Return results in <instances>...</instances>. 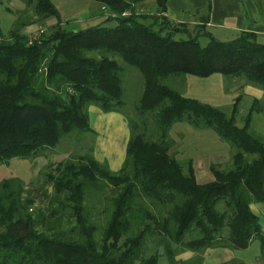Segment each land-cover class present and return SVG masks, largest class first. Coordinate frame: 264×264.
Masks as SVG:
<instances>
[{"label":"trees","instance_id":"1","mask_svg":"<svg viewBox=\"0 0 264 264\" xmlns=\"http://www.w3.org/2000/svg\"><path fill=\"white\" fill-rule=\"evenodd\" d=\"M95 1L99 21L73 29L52 0H25L34 22L57 18L32 43L22 32L30 16L7 35L0 20V162L36 156L77 131L94 134L93 104L123 112L122 67L114 55L145 77L119 170L98 160L92 143L85 151L79 144L76 153L70 147L32 186L18 176L0 179V264H204L209 249H246L255 240L257 264H264V230L251 208L264 201V136L252 124L255 113L264 114V95L240 124L243 92L226 110L164 82L173 74L221 73L239 91L248 84L264 91V34L217 38L210 1L197 36L187 38L177 36L190 31L166 15L167 0H157L155 22L136 11L140 0ZM176 122L213 129L230 145L231 165L212 162L214 179L199 182L194 160L173 150ZM186 251L195 254L180 257ZM221 264L249 263L234 257Z\"/></svg>","mask_w":264,"mask_h":264},{"label":"crops","instance_id":"2","mask_svg":"<svg viewBox=\"0 0 264 264\" xmlns=\"http://www.w3.org/2000/svg\"><path fill=\"white\" fill-rule=\"evenodd\" d=\"M52 1L60 10L63 22L68 27L73 26V29H79L88 23L99 21L98 18L100 16L101 5L95 0ZM209 1L212 4L209 26L217 38L229 39L242 30L264 34V7L258 0H167L166 15L175 23L181 22L188 14L191 15L192 13H196V11L206 9ZM218 74L219 73H215L213 75ZM187 77L188 85L183 92L187 97L196 98L214 105H220L225 103L233 104L234 98L239 95V91H234L235 93L231 95L227 94L223 87V76H216L211 86L202 90L197 89L195 86L193 87L189 82L192 81L196 83L197 81L195 79H198V76L191 75ZM216 82H218V87H216ZM245 91L253 98H261L264 95V91L261 88L249 84L246 85ZM89 114L90 124L95 132L94 136H97L96 138L98 139L100 134L99 131L102 132L100 138L94 141V154L96 158L103 162L104 160L107 162L109 161L108 164L112 170H119L124 163L127 148L126 144H128L130 139V128L126 117L120 111H104L96 105H91L89 107ZM256 114L257 113L253 115V119ZM111 121H116L118 125L121 124L125 132L121 134V138L124 136L123 142L119 141L120 144H123L121 151H119L120 149H118L119 147L116 144L114 151L109 153L107 151V140H116L115 135H111L112 132L107 126ZM105 131L108 132V135L103 133ZM118 131H121V129ZM213 131V129H196L188 122H176L171 130V135L176 141L175 135L181 132L184 134L186 133L184 142L182 143V151L180 147H178L179 143H176L173 150L177 152L179 150L182 153V156L178 154L179 158H192L194 160L196 176L201 183L212 181L214 179V173L211 170V157L198 154L199 151H197V148L200 147L196 145L198 141L207 140L210 137V140H217L223 145H229L227 142H223L218 134H215V131ZM223 145H221L220 148L225 147ZM220 152H218L219 155ZM219 155L216 157H219ZM207 162L210 166L207 165ZM215 162H221V160ZM251 208L260 216L264 230V201L253 202ZM257 246L258 244H254L252 248L248 247L244 249L247 252L243 253L237 252V249L218 248L216 249L217 253L223 257L218 258L214 264H221V262L234 257L249 262L250 258H255L260 255L261 246L260 249H258Z\"/></svg>","mask_w":264,"mask_h":264},{"label":"rangeland","instance_id":"3","mask_svg":"<svg viewBox=\"0 0 264 264\" xmlns=\"http://www.w3.org/2000/svg\"><path fill=\"white\" fill-rule=\"evenodd\" d=\"M258 2L261 3L264 7V0H258ZM157 3H158L157 0H140V2L136 5V11L144 12L148 14L149 15V18L147 19L148 22H151V21L155 22L154 16H156V14L159 17H161V12L158 11L159 9H158ZM206 12H207L206 10H202L199 13H192L191 15L188 14L184 18L183 21L177 22V23L173 22L174 25L181 24L183 27L188 28V30L190 31V34L186 33L184 35L183 33L177 32V36L186 37V38L189 37L190 35L197 36V30L198 28H200V26H202L201 24L204 21ZM29 16L31 17L30 24L25 26L22 32L31 34V35H35L36 33L41 32L42 29L47 30L50 27V25L54 24L57 21L56 17H49L43 22H34V19H36L37 16L35 15L33 5L32 6L28 5L25 2V0H2V3L0 5V20L2 24V29L6 33V35L9 34V32L13 28L19 25L17 20L20 19L21 20L20 23H23L24 20H26V18H28ZM160 22L161 21H159V23ZM159 23H156V24L160 26ZM72 27L73 26H69V28H72ZM198 37L200 38V41L202 43H205L207 41L206 37L204 38L202 36H198ZM114 57L119 60L121 67H122L120 74L123 79V85L125 88V94L123 97L124 105L122 106V109H123L122 114L126 117L128 124H129L130 119L137 120L140 116L138 107L140 105V100H141V97L145 89V77H144L143 72L140 70V68H138L135 65L129 64L122 56L117 54V55H114ZM187 76H191V75L173 74L165 78L164 82L184 92L188 85ZM216 76H223V80H224L223 87L225 91L227 92V94L231 95L235 93L234 91L236 92L239 91L238 90L239 85L235 87V85L232 86V84H228L227 83L228 78L221 73H219L218 75H213L211 77H199L198 76V79H195L197 81L196 83L192 81H189V82L193 85V87L195 86L197 87V89L202 90V89H205L211 86ZM242 83L243 82L241 81L240 84ZM216 87H218V82H216ZM242 92L244 93V95H243V101H242L243 108L239 116L240 124H241V119L243 118V116L246 115L254 99L252 96H250V94L246 93L245 89H241V91H239V94ZM236 98L237 97L234 98V102ZM231 104L225 103V104H220V105L224 106L226 110H229ZM148 119L151 121L152 126L154 128H157L155 120L153 119L151 114L148 115ZM252 124L254 128L256 129V131L264 136V114L257 113L253 119ZM107 126H108V129L112 132L111 135L112 136L115 135L116 137L115 141H112V139L107 140L106 142L107 151L109 153L113 152L114 148H116L115 146L116 144L119 147L118 149H120L119 151H121V149L123 148V144H120L119 141L123 142L124 140V136L121 138V134L125 132L123 126L121 124L118 125L116 121H111L110 123L107 124ZM129 128H130V135H131L130 125H129ZM119 129H121V131H118ZM99 133H100L99 134V138H100V136L102 135V132L99 131ZM103 133L108 135L107 131ZM214 133L217 134L216 132ZM185 136H186V133L184 134L183 132L179 133L178 135H175L177 139L176 143H179L178 147H180L181 151H182V143L184 142ZM75 137L77 138L81 137V138L78 139L77 141ZM96 137L91 132H78L77 131L74 135H72V138L69 136H65L57 146L45 147L41 149L40 153L36 156L30 157V158L29 157L28 158L17 157V158L8 160V161L0 162V179L18 176V177L23 178L28 185L32 186L31 183L36 181L40 177V173L45 167L48 166L50 162L65 159L66 156L64 155L68 154L69 152L68 149L70 147H72V150L70 152L76 153L77 151H82V149L83 151H85L88 148L87 147L88 144H92V143L94 144V141L99 139V138L97 139ZM79 144H81L84 148L77 149L76 146L80 147ZM196 145L200 146L197 148V151H199L198 153L199 155L211 157L212 160L210 161V164L212 162L221 160L223 168L225 167L227 168L231 165L232 151H231L230 145H223L217 140H210V137L207 140L198 141ZM221 145L225 147L220 148ZM218 152H220L221 156L219 155ZM177 153L179 154V156H182V153L179 150ZM218 155L219 157H216ZM125 156H126V153H125ZM104 162H107V161L104 160ZM207 165H208V162H207ZM254 244H258L257 247L258 249H260L259 240L253 241L250 247L252 248ZM237 252L243 253L247 251L244 249H237ZM194 254L195 253L194 252L192 253V251H186L180 254V257L189 258L193 256ZM204 256H205L204 264H214V262L218 260V258L223 257L217 253L216 249H209L208 251H206ZM259 257L260 255L256 256L255 258H250V261L249 262L247 261V262L249 264H257L259 263V261H261ZM163 263H166V262L164 261Z\"/></svg>","mask_w":264,"mask_h":264},{"label":"built area","instance_id":"4","mask_svg":"<svg viewBox=\"0 0 264 264\" xmlns=\"http://www.w3.org/2000/svg\"><path fill=\"white\" fill-rule=\"evenodd\" d=\"M42 31H44L43 29L41 30V32ZM40 33V32H39ZM39 33H36L35 35H31L30 34V37H31V39H30V43H32L34 40H35V38H37V36L39 35Z\"/></svg>","mask_w":264,"mask_h":264}]
</instances>
